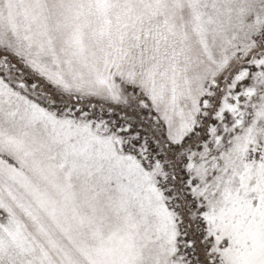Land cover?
Returning a JSON list of instances; mask_svg holds the SVG:
<instances>
[{
    "label": "snow or ice",
    "instance_id": "obj_1",
    "mask_svg": "<svg viewBox=\"0 0 264 264\" xmlns=\"http://www.w3.org/2000/svg\"><path fill=\"white\" fill-rule=\"evenodd\" d=\"M0 264H264V0H0Z\"/></svg>",
    "mask_w": 264,
    "mask_h": 264
}]
</instances>
